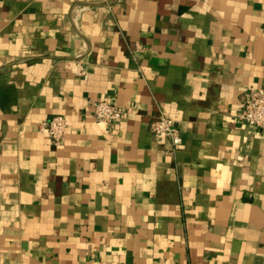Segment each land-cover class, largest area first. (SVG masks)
I'll return each instance as SVG.
<instances>
[{"label":"crops","instance_id":"obj_1","mask_svg":"<svg viewBox=\"0 0 264 264\" xmlns=\"http://www.w3.org/2000/svg\"><path fill=\"white\" fill-rule=\"evenodd\" d=\"M250 89L264 0H0V264H264ZM103 97L122 119L93 118Z\"/></svg>","mask_w":264,"mask_h":264},{"label":"built area","instance_id":"obj_2","mask_svg":"<svg viewBox=\"0 0 264 264\" xmlns=\"http://www.w3.org/2000/svg\"><path fill=\"white\" fill-rule=\"evenodd\" d=\"M124 112L106 97L97 100L92 106L93 118L104 123L119 121L123 118ZM237 118L249 127L264 130V89H250L243 94ZM65 129L66 120L58 114L37 125V130L46 134L54 146L61 143ZM150 132L155 141L168 140L173 149L181 143L175 122L165 116H160L150 123Z\"/></svg>","mask_w":264,"mask_h":264}]
</instances>
